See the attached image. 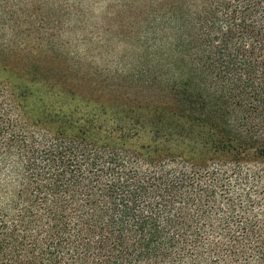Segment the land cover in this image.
Masks as SVG:
<instances>
[{
	"label": "trees",
	"instance_id": "obj_1",
	"mask_svg": "<svg viewBox=\"0 0 264 264\" xmlns=\"http://www.w3.org/2000/svg\"><path fill=\"white\" fill-rule=\"evenodd\" d=\"M20 2L0 264H264V0Z\"/></svg>",
	"mask_w": 264,
	"mask_h": 264
},
{
	"label": "rangeland",
	"instance_id": "obj_2",
	"mask_svg": "<svg viewBox=\"0 0 264 264\" xmlns=\"http://www.w3.org/2000/svg\"><path fill=\"white\" fill-rule=\"evenodd\" d=\"M11 2H18L21 3L20 0H10ZM84 2L85 4H90V0H42V2H44V4H64L69 2L70 4H73L75 2ZM98 1V5L96 6V8L94 9V14L93 16H101L107 8L106 6L108 5V3L112 2V0H97ZM76 36H78V34L74 35V37L76 38Z\"/></svg>",
	"mask_w": 264,
	"mask_h": 264
}]
</instances>
